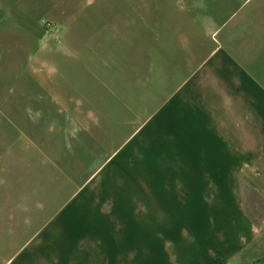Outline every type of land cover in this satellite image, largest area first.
Masks as SVG:
<instances>
[{
  "label": "crops",
  "instance_id": "crops-1",
  "mask_svg": "<svg viewBox=\"0 0 264 264\" xmlns=\"http://www.w3.org/2000/svg\"><path fill=\"white\" fill-rule=\"evenodd\" d=\"M139 1L143 10L129 18L126 0H0V85L6 89L0 101L12 98L29 111L32 105H55L72 120L79 118L74 106L62 105L94 109L91 132H83L86 156L75 153L76 142L70 144V154L60 156L65 167H72L69 160L76 156L93 168L71 184L61 177V192L72 189L66 213L71 220L65 224L85 232L84 227L100 222L113 227L108 218H97L96 205L89 203L94 194L110 206L116 202L108 214L136 231L134 241L104 238L100 244L85 232L78 239L63 236L57 264H264V0ZM175 8L209 9L218 26L213 35L200 37L205 41L200 48L169 65L162 86L171 95L161 102L153 92L150 121L130 136L124 127L116 132L112 105L144 102L145 64L151 65L152 86H160L159 50L149 51L143 42L129 48L127 42L158 41L161 34L173 33ZM42 21L55 25L54 31L47 33ZM133 61L135 73L129 68ZM146 123L152 143L146 150L140 145L134 175L129 174L128 152L134 143L127 146V141L136 135V144ZM94 151L109 155L98 162ZM111 169L124 174L125 188L112 186L114 193L105 187L89 189L100 176L106 184ZM127 174L133 177L130 183ZM10 181L0 177V259L15 238L19 249L4 264H33L32 237L24 240L22 229L30 231L33 222L42 227L47 204L44 209L40 199L35 208L26 205ZM119 207L124 212L113 211ZM145 216L150 217L146 225ZM162 227L168 228L166 238L160 237ZM145 231L153 237L150 259L142 240ZM41 238V263L46 264L48 232ZM91 248L98 249L93 253ZM94 255L97 262H91Z\"/></svg>",
  "mask_w": 264,
  "mask_h": 264
},
{
  "label": "rangeland",
  "instance_id": "rangeland-1",
  "mask_svg": "<svg viewBox=\"0 0 264 264\" xmlns=\"http://www.w3.org/2000/svg\"><path fill=\"white\" fill-rule=\"evenodd\" d=\"M139 4V0H126L123 6H126L127 15L129 16V18L136 17L137 12L143 10L139 6ZM208 10L209 9L204 8H175L176 16H173L174 18L171 19L172 23H174L173 33L161 34V36L164 35V38H161L158 41H151L147 39L143 41L130 39L128 40L127 47L129 48L141 47L139 46V44H142L143 42L142 46L145 49L148 48L149 51H151L152 48L153 51H155V49L159 50L160 55L156 58L160 63V81H158L160 86L157 88L152 86L153 80L151 78V65L150 63L145 64L144 102L141 104L128 103L112 105L113 130L117 129L116 132H118L120 128L124 127L125 129H127L128 135L130 136V134L135 131L137 127L141 126L142 122L148 123L150 121V119L148 121L146 120L147 118H150L152 114L153 92L156 95H160L161 102L166 101L169 95H171V93L168 95V89L162 86L167 82V69L169 65L174 64L173 61L180 59L183 55H187L191 52H194L195 49L200 48L205 42L200 40V37L205 36V33H207V35H213V32L218 26L215 15L212 17L211 13L208 16ZM210 10L214 11L215 9ZM114 15H116V13H113V16ZM129 22H132L134 24L133 21ZM184 25L190 26L186 27ZM167 36H170L172 38H165ZM147 56L149 57V59L151 58L150 55ZM169 59L172 62H169ZM136 67L137 66L135 61H133L132 65L129 66V68L133 70V73H135L134 70L136 69ZM136 83V81H129V85H135ZM155 83H157V80H154V84ZM0 87V94L6 93L5 86L0 85ZM15 94L19 95V92L16 90ZM0 102V177L6 179H8V177L12 178V181H10L12 187L16 188L17 195L18 193L21 194L22 198L25 200L24 203L26 205L31 204V206L35 208V201L37 203H40V199H42L43 208L45 209L46 202L48 220L47 217L43 215L46 210H42V222L46 220L47 222L42 227H35V223L33 222L32 227H30V231L28 229H25L23 231L22 229V232L26 234L24 240H26L29 235L32 237L30 245L33 251V264H42L41 260L43 261L45 258L43 255H40L41 250H43V247H41V237L44 236L46 232H48L49 251L47 260H45L44 262L46 264H57L58 257L56 250L57 245L61 244V239L64 237L71 240L74 238L78 239V235L82 232H85L79 230L80 227H71V225L65 224L66 220L69 222L71 220V216L66 217V213L72 205L70 198L72 195V189L66 187L64 191L61 192L63 185L60 180L64 177L69 181L66 183L71 184L70 181H72L73 178L83 180V178H85L89 173L93 171V168L88 167L90 166V163H87V161H85L82 157L74 156L73 160H69V164L73 165L69 168L64 166L65 160L63 159V157L61 158L64 161V164L61 165L60 156L68 153L70 154V152H72L74 148L75 153L80 150L81 156L85 155L86 151H81L83 147L82 145L83 143H86L87 139V136L84 135L83 132L86 133L88 131V123L92 122L91 118L89 117H93V113L90 112L94 111V109L93 107L91 108L90 105H62L63 107H69L70 109L72 106H74L73 109L78 113L79 118L76 120H72V117L69 115L67 117L61 116V109H59V107H56L55 105H32V109H30L29 111L24 110L25 106L23 105V103L12 101V98H10L9 103H3V100ZM62 106H60V108ZM49 107L53 109L49 111ZM3 116L6 118H4ZM142 116L144 117V121L141 120ZM147 123L146 125L141 127L140 133L143 134L141 139L136 143L137 146L135 144L136 135L129 137V140L127 141V146H130L132 143H134L135 145H133L128 152L127 170L129 174L134 173V162L135 159H137V157H139L140 155V145L141 148L144 147V150H146V145H150L152 143L151 129L150 125ZM74 142L76 143L74 144ZM70 144H74L73 149H70ZM93 153H95V160L98 162L101 159H105L109 155L105 151H94ZM146 154L147 153L145 151V155ZM93 164L91 165L93 166ZM110 171V176L107 175L105 177L106 184L100 183L103 180V178H100V176V180H98V178L97 180H95V182H92L89 189L93 190L96 188L105 187L109 193H114L110 191L113 190L112 186L113 188L117 189H120L123 186L125 188L126 182L124 181V174H120L116 169H111ZM129 174H127V179L130 183L131 180L129 178L133 177ZM57 179L60 183L56 182ZM115 182H122V184L114 185ZM47 187L48 199L45 196ZM56 187L58 188L57 190ZM51 189L53 190V195L55 198L50 197L49 192H51ZM92 197H94V199H91L89 203L93 206L96 205L97 208H95V211L97 210L98 212L97 218H108L110 224H112L113 227H103L102 222H100L101 224H97L94 227H84V230L88 231L85 232L87 234V237L90 239H94V243L99 244L100 239L104 238H106V240L110 239L112 241L120 239L134 241L136 238L135 227H123L124 221H120L119 218L115 217L113 214H108L110 207H112L113 204L114 206H116L117 203H112V206H110L109 201H106L104 199L99 200L94 196V194H92ZM119 200H121L124 205V199ZM122 209L124 208L119 207L113 209V211L124 212V210ZM62 217L65 219L64 223L59 222ZM148 218L150 219V217L145 216V225L146 219ZM98 222L99 221H97V223ZM162 229L163 231L160 232V237L163 236L166 238V234L168 235V231L165 230H168V228L162 227ZM12 233L13 232H11V239L13 237ZM153 236H155V234ZM142 238L145 244V254L149 257L151 252V241L153 239L152 232L145 231ZM11 239L9 238V242L11 241ZM24 248L25 247H23V249ZM18 249L19 244L14 238L11 241V245L1 253L0 264H4L7 260H9V258ZM96 249L98 248H91L93 253ZM13 250L14 252L12 253ZM103 250L107 249L103 248ZM129 250L131 249L129 248ZM106 258L104 259V261L107 260ZM98 259L99 258H96L95 255L93 257L91 256V262H97ZM112 259L114 260V258ZM69 261H71V259H69ZM63 262L64 257H62L61 259V263ZM114 264H121V262H115Z\"/></svg>",
  "mask_w": 264,
  "mask_h": 264
},
{
  "label": "built area",
  "instance_id": "built-area-1",
  "mask_svg": "<svg viewBox=\"0 0 264 264\" xmlns=\"http://www.w3.org/2000/svg\"><path fill=\"white\" fill-rule=\"evenodd\" d=\"M41 25L47 33H50L51 31H54V29H55V25H53L49 22H46V21H42Z\"/></svg>",
  "mask_w": 264,
  "mask_h": 264
}]
</instances>
